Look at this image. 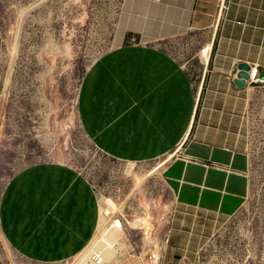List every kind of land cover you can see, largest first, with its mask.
<instances>
[{
	"label": "crops",
	"instance_id": "0c3cea01",
	"mask_svg": "<svg viewBox=\"0 0 264 264\" xmlns=\"http://www.w3.org/2000/svg\"><path fill=\"white\" fill-rule=\"evenodd\" d=\"M120 27V42L82 78L78 118L107 156L163 161L174 205L159 264H194L248 192L252 93L233 81L241 63L264 72V0H123ZM186 36L210 47L195 80L160 43ZM96 222L89 182L63 162L21 168L1 194L0 244L29 261L74 258L91 244Z\"/></svg>",
	"mask_w": 264,
	"mask_h": 264
},
{
	"label": "rangeland",
	"instance_id": "374dc122",
	"mask_svg": "<svg viewBox=\"0 0 264 264\" xmlns=\"http://www.w3.org/2000/svg\"><path fill=\"white\" fill-rule=\"evenodd\" d=\"M122 16L123 0H0V198L21 168L63 162L101 187L106 197L123 202L128 214L137 215L134 219L150 216L160 261L174 205L162 180L163 161L135 162L127 172L128 161L100 151L77 114L82 78L95 60L120 42ZM160 43L195 80L210 48L201 36ZM247 122L248 192L237 213L217 224L194 264H264V95L253 101ZM135 176L142 179L139 184ZM128 231L129 252L103 264H143L153 243L143 244L139 229ZM73 259L38 263L0 244V264H72Z\"/></svg>",
	"mask_w": 264,
	"mask_h": 264
},
{
	"label": "built area",
	"instance_id": "2783aa9c",
	"mask_svg": "<svg viewBox=\"0 0 264 264\" xmlns=\"http://www.w3.org/2000/svg\"><path fill=\"white\" fill-rule=\"evenodd\" d=\"M226 8L225 3L221 4V9L224 10ZM246 86L249 88L252 93L250 102L251 104L257 97H261L264 95V72L260 73L258 66L254 65L250 67L248 71V79L246 80ZM251 108L248 110L246 114V120L250 119ZM90 184V183H89ZM90 187L96 198V207H97V222L96 229L100 225L102 228L108 231H114L117 234H120L124 237V240L130 243L129 241V232L128 230H141L143 233V227H135L132 225L134 221V217L137 215L128 214L126 210V206L124 203H118L116 199L113 197H106V193L102 191V188L97 184H90ZM111 199V203L107 201ZM96 231V230H95ZM142 243H149L144 239V235L142 237ZM151 244V243H149ZM131 245V243H130ZM133 251V247H132ZM118 252V251H116ZM129 251L125 252L128 253ZM121 255V254H117ZM150 259V254H149ZM88 262L90 264H103L102 259V249L96 246H91L88 249Z\"/></svg>",
	"mask_w": 264,
	"mask_h": 264
},
{
	"label": "bare ground",
	"instance_id": "6f19581e",
	"mask_svg": "<svg viewBox=\"0 0 264 264\" xmlns=\"http://www.w3.org/2000/svg\"><path fill=\"white\" fill-rule=\"evenodd\" d=\"M16 38H17V36H16ZM129 123H130V121H129ZM159 165H161V164H159ZM133 167H134V162L129 161L127 164L126 171L130 172ZM136 181H137V184H139L142 181V179L136 177ZM107 201L109 202V204L111 203L110 199H108ZM145 207H146V205H145ZM132 225L135 227H137V226L143 227L144 228L143 229L144 239L147 242L153 243V246L150 248V251H149L150 259H149V257H146V258L143 257L142 258L143 264H158V262H159V249H158L159 247L158 246L159 245H158V243H156L155 226H154L153 220L150 218V216L148 214H145L144 216L136 217L134 219V221L132 222ZM91 246H96V247H99L100 249H102L103 263L108 262V260L110 258H114V257L120 258L122 255H125V252H127L129 250V246L127 244V241L124 240L123 236H121L120 234H117L114 231H108L99 225L96 229V232H95V235L93 237L91 244L88 245V247L86 249L84 248L85 250L83 249L84 252H86L87 257L86 256L82 257V253H83V250H82L79 254H77L74 257L72 264H90V263H88V249ZM116 251H118V252H116ZM118 253L121 255H117ZM144 255L146 256L147 254L144 253ZM122 261H123V258H122Z\"/></svg>",
	"mask_w": 264,
	"mask_h": 264
},
{
	"label": "water",
	"instance_id": "95a60500",
	"mask_svg": "<svg viewBox=\"0 0 264 264\" xmlns=\"http://www.w3.org/2000/svg\"><path fill=\"white\" fill-rule=\"evenodd\" d=\"M237 69L239 70L236 74V77L233 81L234 85L238 88H242L246 84V80L248 79V65L245 63H241L237 66Z\"/></svg>",
	"mask_w": 264,
	"mask_h": 264
}]
</instances>
